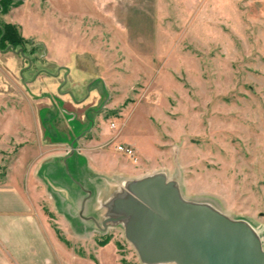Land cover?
Segmentation results:
<instances>
[{
    "label": "rangeland",
    "instance_id": "374dc122",
    "mask_svg": "<svg viewBox=\"0 0 264 264\" xmlns=\"http://www.w3.org/2000/svg\"><path fill=\"white\" fill-rule=\"evenodd\" d=\"M2 9L0 26L17 27L25 51L0 48L1 179L18 155L40 160L50 138L74 144L100 112L120 162L137 174L163 171L184 199L246 220L264 249L255 82L264 40L254 1L14 0ZM45 213L67 264H145L121 225L80 233Z\"/></svg>",
    "mask_w": 264,
    "mask_h": 264
},
{
    "label": "crops",
    "instance_id": "0c3cea01",
    "mask_svg": "<svg viewBox=\"0 0 264 264\" xmlns=\"http://www.w3.org/2000/svg\"><path fill=\"white\" fill-rule=\"evenodd\" d=\"M252 1L262 16L264 40V0ZM257 74L255 82L264 102V62ZM55 98L73 109L69 99ZM99 116L100 112L74 144L56 143L49 137L47 146L41 144L40 160L37 157L25 162L18 155L12 162L10 176L0 178V264H67L65 249L52 230L45 209H54L58 221L75 232L92 228L104 231L115 226L99 228L108 212L107 205L123 187L122 182L150 174H137L118 160L115 146L111 149L106 145L112 137H108ZM93 130L96 134L86 139Z\"/></svg>",
    "mask_w": 264,
    "mask_h": 264
},
{
    "label": "water",
    "instance_id": "95a60500",
    "mask_svg": "<svg viewBox=\"0 0 264 264\" xmlns=\"http://www.w3.org/2000/svg\"><path fill=\"white\" fill-rule=\"evenodd\" d=\"M13 52L22 49L9 47ZM99 228L121 225L145 264H264L257 231L209 203L182 197L163 171L125 180Z\"/></svg>",
    "mask_w": 264,
    "mask_h": 264
},
{
    "label": "trees",
    "instance_id": "16d2710c",
    "mask_svg": "<svg viewBox=\"0 0 264 264\" xmlns=\"http://www.w3.org/2000/svg\"><path fill=\"white\" fill-rule=\"evenodd\" d=\"M14 0H0V11L3 9V5L10 3ZM20 39L18 38L17 27L10 24H3L0 26V48L6 49L8 47H13L14 49H25L20 44Z\"/></svg>",
    "mask_w": 264,
    "mask_h": 264
},
{
    "label": "built area",
    "instance_id": "2783aa9c",
    "mask_svg": "<svg viewBox=\"0 0 264 264\" xmlns=\"http://www.w3.org/2000/svg\"><path fill=\"white\" fill-rule=\"evenodd\" d=\"M114 124H111V126H113ZM116 149L122 153H124L125 155H127L132 161H135L137 158L134 154V150L131 146L127 145H116Z\"/></svg>",
    "mask_w": 264,
    "mask_h": 264
}]
</instances>
